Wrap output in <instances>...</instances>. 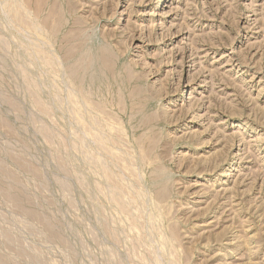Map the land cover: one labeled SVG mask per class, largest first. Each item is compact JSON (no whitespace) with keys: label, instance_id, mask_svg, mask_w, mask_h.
<instances>
[{"label":"rangeland","instance_id":"374dc122","mask_svg":"<svg viewBox=\"0 0 264 264\" xmlns=\"http://www.w3.org/2000/svg\"><path fill=\"white\" fill-rule=\"evenodd\" d=\"M8 1L0 264H264V0Z\"/></svg>","mask_w":264,"mask_h":264},{"label":"bare ground","instance_id":"6f19581e","mask_svg":"<svg viewBox=\"0 0 264 264\" xmlns=\"http://www.w3.org/2000/svg\"><path fill=\"white\" fill-rule=\"evenodd\" d=\"M9 1H11V0H9ZM9 1H8V3H9ZM12 2H14V1L12 0ZM14 3H18V1H17V2L15 1ZM9 4H10V3H9ZM9 4H8V5H9ZM11 4H13V3H11ZM11 4H10V5H11ZM4 5H5V4H4ZM6 6H7V5H6ZM12 6H13V5H12ZM8 7H9V6H8ZM10 7H11V6H10ZM4 9H5V7H4ZM4 9H3V10H4ZM6 9H7V7H6ZM6 9H5V10H6ZM13 14H14V13H13ZM15 15H17V14H15ZM18 18H19V17H18ZM10 20H11V19H10ZM44 20H45V19H44ZM12 21L15 22L14 20H12ZM12 21H9V22H12ZM9 24H10V23H9ZM12 25H13V24H12ZM14 25H15V24H14ZM7 27H8V26H7ZM36 27H37V26H36ZM12 29H13V28H12ZM32 33H33V32H32ZM24 34H25V33H24ZM18 35H19V34H18ZM27 35H29V34L27 33ZM26 37H27V36H26ZM27 38H29V37H27ZM30 38H31V37H30ZM32 38H33V37H32ZM32 38L29 39V40L31 41ZM24 40H25V39H24ZM34 43H36V42L34 41ZM36 44H37V43H36ZM77 44H78V43H77ZM26 46H29V45H26ZM39 46H40V45H39ZM37 48H39V47H37ZM61 48H62V47H61ZM35 49H36V48H35ZM42 49H43V48H42ZM70 49H71V48H70ZM30 51H31V50H30ZM102 52H103V53H102ZM102 52H101L102 55L99 57V59H102V60H103V63L101 62V64H103L104 67H105V66L107 67V71H108V68H109V70L111 71L110 73L113 74V71H112V70H114V69H113V66H108V65H110V64H109V60H111V59H110V56L108 57V55H107L106 53H104V51H102ZM20 53H21V52H20ZM39 53H40V52H39ZM42 53H43V52H41V54H42ZM104 54H105V55H104ZM42 55H43V54H42ZM70 56H71V55H70ZM72 56H73V55H72ZM35 57H36V56H35ZM45 58H46V57H45ZM47 58H48V57H47ZM89 58H90V57H89ZM35 59H36V58H35ZM37 60H38V59H37ZM37 60H36V62H37ZM45 60H47V59H45ZM102 60H100V61H102ZM92 61H93V60H92ZM96 61H97V60H96ZM114 61H115V60H114ZM31 62H32V61H31ZM33 62H34V61H33ZM88 62H89V61H88ZM90 62H91V60H90ZM98 62H99V61H98ZM107 62H108V63H107ZM111 62H112V65H113L114 62H113V61H110V63H111ZM94 63H95V62H94ZM34 64H35V63H34ZM107 64H108V65H107ZM103 65H102V67H103ZM115 65H116V64H114V66H115ZM48 66H49V65H48ZM85 66H86V65H85ZM38 67H39V66H38ZM53 67H54V66H53ZM98 67L100 68L99 65H98ZM104 67H103V68H104ZM106 67H105V68H106ZM65 68H66V67H65ZM81 68H82V67H81ZM103 68H102V70H103ZM85 69H86V68H85ZM26 70H27V69H26ZM76 70H77V69H76ZM127 70H128V68H127ZM27 71H28V70H27ZM98 71H99V70H98ZM103 71H105V70H103ZM83 73H84V72H83ZM100 73H101V72H100ZM127 73H128V72H127ZM53 74H54V73H53ZM129 74H130V73H129ZM50 75H51V74H50ZM90 75H91V73H90ZM130 75H131V74H130ZM57 76H58V75H57ZM132 76H133V75H132ZM54 77H55V76H54ZM130 77H131V76H130ZM56 78H57V77H55V79H56ZM60 79H61V78H60ZM126 79H127V78H126ZM131 79H132V77H131ZM135 79H136V78H135ZM139 79H140V78H139ZM61 80H62V79H61ZM62 82H63V81H62ZM38 83H39V82H38ZM60 83H61V82H60ZM61 84H62V83H61ZM62 86H63V85H62ZM52 89H53V88H52ZM70 89H71V88H70ZM68 90H69V89H68ZM70 98H71V97H70ZM67 99H68V98H67ZM120 99H121V98H120ZM84 100H85V99H84ZM52 102H53V101H52ZM69 102H70V99H69ZM66 103H67V102H66ZM93 103H94V102H93ZM64 104H65V102H64ZM70 104H71V103H70ZM72 104H73V103H72ZM73 106H74V105H73ZM94 106H95V105H94ZM64 107H65V106H64ZM91 107H92V106H91ZM65 108H66V107H65ZM72 108L74 109V107H72ZM80 108H81V107H80ZM78 110H79V109H78ZM73 111H74V110H73ZM74 112H75V111H74ZM97 113H98V112H97ZM75 115H76V118H78V116H77L76 113H75ZM83 115H84V114H83ZM87 115H89V114H87ZM66 116H67V115H66ZM72 116H73V115H72ZM91 116H92V115H91ZM94 117H95V116H94ZM92 118H93V117H92ZM107 119H108V118H107ZM72 120H73V119H72ZM94 120H95V119H94ZM104 120H106L105 117H104L103 121H104ZM155 120H156V119H155ZM79 121H80V119H79ZM115 121H116V120H115ZM76 122H77V121H76ZM82 122H83V121H82ZM96 122H97V121H96ZM100 122H101V121H100ZM83 123H84V122H83ZM83 123H82V124H83ZM113 123H114V122H113ZM115 123H117V122H115ZM104 124H105V122H104ZM108 124H109V123H108ZM111 124H112V123H111ZM84 125H85V124H84ZM92 125H93V123H92ZM101 125H102V124H101ZM105 125H106V124H105ZM113 125H114V124H113ZM85 126H86V125H85ZM74 127H75V126H74ZM83 127H84V126H83ZM102 127H103V126H102ZM106 127H107V126H106ZM116 127H117V126H116ZM84 128H85V127H84ZM84 128H82V129L84 130ZM97 128H98V127H97ZM109 128H110V127H109ZM85 129H86V128H85ZM106 129H107V128H106ZM91 130H92V129H91ZM111 130H112V129H111ZM116 130H118V129H116ZM102 131H103V130H102ZM106 131H107V130H106ZM99 132H100V131H99ZM109 132H110V130H109ZM84 133H85V132H84ZM88 133H89V130H88ZM110 133H111V132H110ZM115 133H116V132H115ZM115 133H114V135H115ZM117 133H118V132H117ZM86 134H87V132H86ZM92 134H93V131H92ZM94 134H95V133H94ZM96 134H97V133H96ZM98 134H99V133H98ZM122 134H123V133H122ZM88 135H89V134H88ZM90 135H91V134H90ZM90 135H89V137H90ZM99 135H100V134H99ZM109 135H111V134H109ZM116 135H118V134H116ZM155 135H156V133H155ZM94 136H96V135H94ZM97 136H98V135H97ZM100 136H101V135H100ZM127 136H128V135H127ZM91 137H92V136H91ZM91 137H90V138H91ZM98 137H99V136H98ZM104 137H106V136H104ZM108 137H110V136H108ZM122 137H123V136H122ZM151 137H152V138H150L149 136L146 137L144 141H146L148 138H150L149 140L153 139L154 135L151 136ZM102 138H103V136H101V138L99 137V140H101ZM91 139H92V138H91ZM91 139H90V140H91ZM104 139H105V138H104ZM104 139H103V141L106 142V140H104ZM106 139H107V142H108V138H106ZM110 139H111V138H110ZM133 139H134V138H133ZM154 139H155V138H154ZM154 139H153L152 147H153V145H154L155 143L158 144L157 142H159V141H157V142L154 141ZM91 141H92V140H91ZM103 141H101V142H103ZM111 141H112V140H111ZM140 141H141V140H140ZM95 142H96V141H95ZM149 142L151 143V141H148V143H149ZM154 142H155V143H154ZM171 142H172V141H171ZM90 143H91V142H90ZM141 143H144V142H141ZM148 143H147V144H148ZM150 143H149L148 145H150ZM91 144H93V143H91ZM99 144H101L100 141H99ZM99 144H98V145H99ZM102 144H103V143H102ZM107 144H108V143H107ZM147 144H146V145H147ZM156 144L154 145L155 147H156ZM166 144H167V143H166ZM162 145H163V144H162ZM93 146H94V145H93ZM104 146L107 147L106 145H104ZM139 146L141 147L142 145H139ZM143 146H144V145H143ZM165 146H168V145H165ZM140 147H139V148H140ZM150 147H151V146H150ZM150 147L146 146V147H145V148H146V151L144 150V152L146 153V152L148 151L147 148H150ZM96 148H97V147H96ZM96 148H94V149L96 150ZM101 148H102V147H101ZM124 148H125V147H124ZM143 148H144V147H143ZM162 148H163V147H162ZM164 148H165V147H164ZM167 148H168V147H167ZM97 149H98V148H97ZM141 149H142V148H141ZM154 149H155V148H154ZM154 149H152V150L154 151ZM92 150H93V149H92ZM102 150H103V149H102ZM150 150H151V149H150ZM152 150H151V152H152ZM99 151H100V150H99ZM103 151H104V152H107V151H105V150H103ZM125 151H126V150H125ZM165 151H166V149H165ZM95 152H96V151H95ZM96 153H97V152H96ZM109 153H111V152H109ZM140 153H141V151H140ZM145 153H144V154H145ZM97 154L99 155L100 153L98 152ZM104 154H105V153H103V156H104ZM118 154H119V153H118ZM118 154H115V155H118ZM141 154H142V153H141ZM144 154H142V155H144ZM150 154H151V153H150ZM91 155H92V152H91ZM98 155H97V159H99ZM105 155H107V153H106ZM110 155H111V154H110ZM120 155H121V154H120ZM122 155H123V154H122ZM145 155H146V154H145ZM161 155H162V154H160L159 156H161ZM164 155H166V154H164ZM101 156H102V154H101ZM107 156H108V155H107ZM104 157H105V156H104ZM110 157H111V156H110ZM110 157H109V160L112 161V160L110 159ZM117 157H118V156H116V158H117ZM121 157H122V156H121ZM105 158H106V157H105ZM120 159H121V158H120ZM142 159H143V157H142ZM144 159H147V157L144 158ZM122 160H123V158H122ZM133 160H134V159H133ZM149 160H150V157H149ZM149 160H148V162H149ZM88 161H89V160H88ZM93 161H94V160H93ZM95 161H96V157H95ZM115 161L117 162V160H114V162H115ZM130 161H131V160H130ZM150 161H152V160H150ZM97 162H99V161H97ZM125 162H126V161H125ZM148 162H147V163H148ZM154 162H155V161H154ZM154 162L152 161V163H154ZM99 163H100V162H99ZM120 163H121V162H120ZM122 163H124V160H123ZM132 163H133V162H132ZM152 163L150 162L151 165H152ZM107 164H108V162H107ZM113 164H115V163H113ZM117 164H118V166L121 165V164L119 165V161H118ZM144 164H145V163H144ZM150 164H147V165L149 166ZM95 165H96V164H95ZM95 165H94V166H95ZM100 165H101V164H100ZM122 165H124V164H122ZM101 166H102V165H101ZM114 166H115V165H114ZM130 166H131V165H130ZM102 167H103V166H102ZM122 167H123V166H122ZM125 167H127V166H125ZM159 168H160V167H159ZM202 168H203V167H202ZM95 169H96V168H95ZM119 169H120V168H119ZM104 170H105V169H104ZM121 170H124V169H121ZM106 171H107V170H106ZM126 171H127V170H126ZM126 171H125V172H126ZM90 172H91V171H90ZM107 172H108V171H107ZM107 172H106V173H107ZM101 173H102V172H101ZM103 173H104V172H103ZM107 174H108V173H107ZM101 175H103V174H101ZM109 176H110V175H109ZM156 177H157V176H156ZM103 178H104V177H103ZM105 178H106V177H105ZM105 178H104V179H105ZM110 179H111V178H110ZM106 180H107V178H106ZM113 180H114V179H113ZM152 180H153V179H152ZM111 181H112V180H111ZM112 182H113V181H112ZM116 182H117V181H116ZM124 182H125V181H124ZM108 183H111V182L108 181ZM116 185H119V184L117 183ZM114 187H115V185H114ZM119 187H120V185H119ZM164 187H165V186H164ZM164 187H161V188L164 189ZM140 188H142L141 185H140ZM161 188H160V189H161ZM165 188H166V187H165ZM102 189L104 190V192H106V190H107L106 187H103ZM112 189H113V188H112ZM162 189H161V190H162ZM166 189H167V188H166ZM113 190H114V189H113ZM119 190H120V189H119ZM122 190H123V188H122ZM161 190H160V191H159V190H157V191L154 190V192H158V191H159V192L161 193ZM115 191H116V190H115ZM126 191H127V190H125V192H126ZM134 191H135V190H134ZM162 191H163V190H162ZM117 192H118V191H117ZM138 192H139V191H138ZM140 192H141V190H140ZM140 192H139V193H140ZM166 192H167V191L165 190V195H166ZM102 193H103V191H101V194H102ZM126 193H127L126 195L128 196V193H129V195H130L131 192L129 191V192H126ZM160 193H159V194H160ZM163 193H164V191H163ZM107 194H108V193H105V195H107ZM120 194L122 195V193H120ZM124 194H125V193H124ZM137 194H138V193H137ZM159 194H158V196H159ZM105 195L103 196V198L106 197ZM111 195H112V194H111ZM160 195L162 196V193H161ZM138 196H139V194H138ZM142 196H144V195H142ZM147 196H148V195H147ZM147 196H146V197H147ZM154 196H155V197H154ZM156 196H157L156 193L153 194L154 199H155V198L157 199ZM159 197H160V196H159ZM124 198H125V197H124ZM124 198H123V199H124ZM138 198H139V197H138ZM143 198H144V197H143ZM133 199H135L134 196H133ZM136 199H137V197H136ZM139 199H140V198H139ZM156 199H155V200H156ZM166 199H167V198H166ZM105 200H107V199L105 198L104 201H105ZM124 200H125V199H124ZM130 200H131V199H130ZM137 200H138V199H137ZM144 200H145V199H144ZM146 200H147V199H146ZM159 200H160V199H159ZM161 200H162V199H161ZM161 200H160V202H161ZM142 201H143V200H142ZM106 202H107V201H106ZM112 202H113V201H112ZM134 202H135V200H134ZM162 202H163V201H162ZM139 203H140V202H139ZM145 203H146V202H145ZM145 203H143V204H144V206L147 207V205H145ZM110 204H111V203H110ZM131 204H132V206H130V207H131L130 210H132V208H136L137 205H135V204H133V203H131ZM137 204H138V201H137ZM158 204H160V203H158ZM163 204H164V203H163ZM114 205L117 206L116 204H114ZM133 205H134L135 207H134ZM139 205H140V204H139ZM108 206H109V205H108ZM141 206H142V205H141ZM141 206H140V207H141ZM159 206L161 207L162 205H159ZM117 207H118V206H117ZM117 207H116V208H117ZM138 208H139V206H138ZM144 208H145V207H144ZM162 208H163V209H162ZM162 208H161V209H162L161 211L163 212V211H164V207L162 206ZM136 209H137V208H136ZM145 209H146V208H145ZM127 210H128V208H127ZM141 210H142V209H141ZM146 210H148V208H147ZM112 211H113V210H112ZM124 211H125V210H124ZM137 211H138V210H137ZM113 212H114V211H113ZM121 212H122V211H121ZM128 212H130V211H128ZM133 212L138 213V212H136V211H134V210H133ZM141 212H142V211H141ZM103 213H104V212H103ZM114 213L117 214L116 211H115ZM118 213H119V212H118ZM142 213H143V212H142ZM145 213H146V211H145ZM120 214H122V213H120ZM122 215H123V214H122ZM135 215H136V214H135ZM139 215H140V214H139ZM115 216H117V215H115ZM118 216L120 217V215H118ZM118 216H117V217H118ZM142 216H143V215H142ZM145 216H146V214H145ZM145 216H144V217H145ZM163 216H164V213H163ZM124 217H125V216H124ZM124 217H123V219H124ZM142 218H143V217H142ZM146 218H147V217H146ZM149 218H150V217H149ZM151 218H152V217H151ZM158 218H160V215L157 214V216L154 217V218L151 220V222H152L156 227H159V226L161 225V223H158V221H160ZM105 219H106V218H105ZM112 219H113V218H112ZM144 219H145V218H144ZM160 219H161V218H160ZM120 220H121V219H120ZM125 220H126V223H127V218H126ZM140 220H141V218H140ZM148 220H149V219H148ZM121 222H122V221H121ZM121 222H120V223H121ZM161 222H162V220H161ZM117 223H118V222H117ZM123 223H124V222H123ZM131 223H132V222H131ZM131 223H130V225H131ZM145 223H146V221H145ZM103 224H104V223H103ZM128 224H129V223H128ZM141 224H142V223H141ZM130 225H129V226H130ZM157 225H159V226H157ZM170 225H171V224H170ZM124 226H125V225H124ZM146 226H147V225L145 224V227H146ZM152 226H153V225H152ZM103 227H105V229H106V226H103ZM132 227H133V226H132ZM134 228H135V227H134ZM148 228H150V220H149V226H148ZM150 229H151V228H150ZM152 230H153V229H152ZM157 230H158V229H157ZM145 231H146V229H145ZM149 231H151V230H149ZM159 231H160V230H159ZM151 232H152V231H151ZM151 234H153V233H151ZM148 236H149V234H148ZM148 236H147V237H148ZM155 236H156V235H155ZM164 237H165V236H164ZM155 238H156V237H155ZM160 238H161V235H160ZM150 239H152V238H150ZM161 239H163V238H161ZM161 239H160V240H161ZM166 239H167V237H166ZM153 241H155V240H153ZM155 242L157 243V241H155ZM151 243H152V241H151ZM156 243H155V245H156ZM162 243L165 245V242H162ZM246 244H247V243H246ZM139 245H140V244H139ZM157 245H158V243H157ZM161 247H162V249H164V246H163L162 244H161ZM161 251H162V250H161ZM157 260H158V257H157Z\"/></svg>","mask_w":264,"mask_h":264}]
</instances>
